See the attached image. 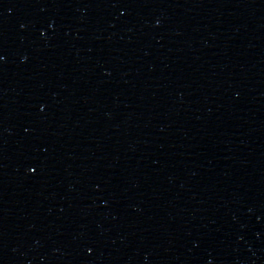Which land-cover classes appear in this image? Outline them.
Segmentation results:
<instances>
[{
    "label": "water",
    "instance_id": "1",
    "mask_svg": "<svg viewBox=\"0 0 264 264\" xmlns=\"http://www.w3.org/2000/svg\"><path fill=\"white\" fill-rule=\"evenodd\" d=\"M0 264H264V0H0Z\"/></svg>",
    "mask_w": 264,
    "mask_h": 264
}]
</instances>
